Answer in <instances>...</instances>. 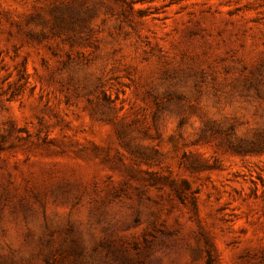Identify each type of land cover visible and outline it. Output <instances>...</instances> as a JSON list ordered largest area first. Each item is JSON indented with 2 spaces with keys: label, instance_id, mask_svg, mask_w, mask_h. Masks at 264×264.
<instances>
[{
  "label": "rangeland",
  "instance_id": "obj_1",
  "mask_svg": "<svg viewBox=\"0 0 264 264\" xmlns=\"http://www.w3.org/2000/svg\"><path fill=\"white\" fill-rule=\"evenodd\" d=\"M0 264H264V0H0Z\"/></svg>",
  "mask_w": 264,
  "mask_h": 264
}]
</instances>
